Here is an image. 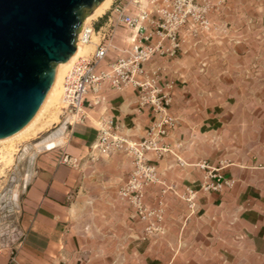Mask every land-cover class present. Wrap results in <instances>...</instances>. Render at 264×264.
I'll return each instance as SVG.
<instances>
[{
  "label": "crops",
  "instance_id": "obj_1",
  "mask_svg": "<svg viewBox=\"0 0 264 264\" xmlns=\"http://www.w3.org/2000/svg\"><path fill=\"white\" fill-rule=\"evenodd\" d=\"M106 11L89 23L98 35V42L116 24L114 15ZM132 35L133 31L126 25L117 24L108 59L125 54ZM161 63L160 59L152 60L148 66L156 68ZM178 71L180 77L185 75L181 69ZM102 92L105 99L87 107L90 118L86 123L71 126L64 108L58 120L53 121L51 126L55 125V130L66 127L65 141L49 150L60 147L62 151L55 155L42 153L34 158L35 168L22 206L24 235L14 250H0V264H89L83 242L90 237L78 232L76 222L80 206L86 203L90 208L96 200L86 188L96 187L104 192L111 191V187L118 188L130 175L131 156L125 151L107 157L100 154L102 160L111 163L110 176L108 171L96 169L92 173L85 169L81 172L61 163L62 153L77 156L80 162L88 164L91 146L97 139L99 117H114L124 136L139 141L145 137L153 116L150 108L139 107V95L132 86L112 89L105 84ZM175 103L172 113L177 116V125L166 138L172 151L161 157L152 151L147 154L149 161L155 163L159 177L158 182L147 187V197L152 204L164 209L165 220L161 233L148 237L151 243L144 244V255L159 256L156 264H264V154L252 157L246 154L241 158L245 163L222 166V172L234 179V185L221 191L198 190L192 205L182 194L189 185H197L202 180L205 172L199 166L201 159H209L216 165L222 159L233 160V157L217 150L218 143H229L227 138L220 142L217 137L216 119L220 122L225 113L188 106L181 91L176 93ZM51 126L44 131H51ZM83 173L86 179L82 181ZM78 192L79 196L86 197L82 205L76 199ZM114 203H107V207H114ZM132 234L128 230L127 235ZM113 235L117 243L113 255L119 257L120 231ZM155 242L159 250L158 245L154 247ZM119 261L111 264H119Z\"/></svg>",
  "mask_w": 264,
  "mask_h": 264
},
{
  "label": "rangeland",
  "instance_id": "obj_2",
  "mask_svg": "<svg viewBox=\"0 0 264 264\" xmlns=\"http://www.w3.org/2000/svg\"><path fill=\"white\" fill-rule=\"evenodd\" d=\"M122 1L128 3L131 0H113L106 11L107 14H111L115 6ZM206 3L210 5L207 12L210 28H202L190 21L180 32L182 48L177 55L171 58L156 56L153 60H162L157 67L161 69L162 75L165 74L164 81L174 83L172 107L176 104V93L181 91L186 105H195L211 112L214 109L221 115L225 113L220 117V122L216 119L217 137L220 142L227 138L229 143H218L217 150L220 153H230L233 160L222 159L216 165L209 159H201L199 162L206 161L212 166L222 167L232 162L245 163L241 158L246 154L251 157L258 153L264 154V0H199L200 5ZM130 8L137 10L134 3ZM180 69L185 73L184 76L180 77ZM51 129L55 130V125L51 126ZM48 133L43 131L38 133L37 137L15 141L13 163L7 166L0 164V250H14L24 235L21 225L22 206L35 168L34 158L38 154L55 155L62 151L60 147L49 150L54 148V145L36 147V142ZM101 156L91 152L87 158L90 162L87 164L81 160L75 168L81 172L90 170L92 173L100 169L110 172L111 176V163L102 160ZM131 161L132 159L130 170ZM103 175H106V172ZM85 179L83 173L82 181ZM103 181L105 183L106 179ZM84 182L86 186L87 182ZM122 185L118 188L111 187L109 192L100 191L96 187L86 188L89 195L96 200L90 208L85 206L86 203L83 207L80 206L76 222L78 232L90 237L83 242L89 254L87 262L111 264L120 259L119 264H156L160 257L153 254L145 256L144 244L151 243L148 237L161 233L165 220L164 209L162 208L161 221L155 218L152 220L156 221L157 228L148 231V221L143 220L136 209L121 197L119 190ZM79 195L78 192L76 199L78 204L82 205L86 197ZM91 196L89 199L92 201ZM145 201L151 208L159 207L149 201L147 192ZM107 203H114L116 206L107 207ZM118 230L121 236V254L114 257L113 249L116 250L117 243L113 240V234ZM128 230L133 234L127 235ZM155 243L154 247L158 245ZM156 248L159 250V245Z\"/></svg>",
  "mask_w": 264,
  "mask_h": 264
},
{
  "label": "built area",
  "instance_id": "obj_3",
  "mask_svg": "<svg viewBox=\"0 0 264 264\" xmlns=\"http://www.w3.org/2000/svg\"><path fill=\"white\" fill-rule=\"evenodd\" d=\"M132 3L137 10H131ZM209 6L207 3L200 5L199 0L122 1L111 12L116 24L102 35L92 54L75 62L65 78L63 108L69 114L67 120L71 126L87 122L90 118L87 107L105 99L102 92L105 84L112 89L132 86L138 92L139 107L152 110L146 135L139 141L124 136L114 117H99L97 139L91 146L93 154L125 151L131 156L132 170L119 193L143 220L148 221L150 232L157 228L153 218L163 219V209L160 205L151 208L145 201L147 187L159 181L157 167L147 154L152 151L161 157L172 151L166 138L176 127L177 117L172 113L174 83L165 82L161 69L150 68L148 64L156 56L171 58L177 55L182 48L180 32L190 21L209 29ZM117 24H124L133 31L131 45L125 54L108 59ZM94 31L92 25L88 26L78 39L89 42ZM60 162L77 167L80 159L63 152ZM199 166L205 172L202 180L197 185H189L182 194L192 205L198 190L221 191L234 185V179L226 177L222 167L206 161Z\"/></svg>",
  "mask_w": 264,
  "mask_h": 264
},
{
  "label": "water",
  "instance_id": "obj_4",
  "mask_svg": "<svg viewBox=\"0 0 264 264\" xmlns=\"http://www.w3.org/2000/svg\"><path fill=\"white\" fill-rule=\"evenodd\" d=\"M104 0H0V140L38 115L85 18Z\"/></svg>",
  "mask_w": 264,
  "mask_h": 264
},
{
  "label": "bare ground",
  "instance_id": "obj_5",
  "mask_svg": "<svg viewBox=\"0 0 264 264\" xmlns=\"http://www.w3.org/2000/svg\"><path fill=\"white\" fill-rule=\"evenodd\" d=\"M112 3V0H104L100 5L93 10L84 21L79 36H82L84 30L91 26L89 23L94 20L97 16L107 10ZM98 42V35L92 33L89 42H82L77 39V52L74 57L60 66L58 69L55 84L38 115L29 123L27 127L21 130L15 136L7 139L0 140V164L4 163L6 166L10 165L14 161V155L16 151L15 141L20 139H31L37 137L38 133L48 129L53 121L58 120L60 113V107L64 103V89H65V78L75 62L81 58L92 54L95 45ZM95 51V50H94ZM63 108V106H62ZM64 124V123H63ZM48 127V128H47ZM65 128L64 126L57 127L56 130L49 131L48 134L43 136L39 141L36 142V147H50L52 145H60L65 141ZM23 139V140H24ZM26 141V140H25ZM17 143V142H16Z\"/></svg>",
  "mask_w": 264,
  "mask_h": 264
}]
</instances>
